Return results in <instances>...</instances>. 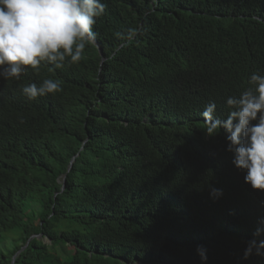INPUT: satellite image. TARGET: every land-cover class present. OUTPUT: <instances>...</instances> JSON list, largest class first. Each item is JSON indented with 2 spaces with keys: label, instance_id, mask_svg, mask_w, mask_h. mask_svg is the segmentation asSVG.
Returning a JSON list of instances; mask_svg holds the SVG:
<instances>
[{
  "label": "trees",
  "instance_id": "1",
  "mask_svg": "<svg viewBox=\"0 0 264 264\" xmlns=\"http://www.w3.org/2000/svg\"><path fill=\"white\" fill-rule=\"evenodd\" d=\"M101 3L103 61L94 44L79 65L0 79V244L20 234L0 264H264L245 258L264 241V192L202 116L215 103L226 119L264 76V0ZM130 28L143 35L124 47ZM44 79L63 91L29 100L22 88Z\"/></svg>",
  "mask_w": 264,
  "mask_h": 264
},
{
  "label": "clouds",
  "instance_id": "2",
  "mask_svg": "<svg viewBox=\"0 0 264 264\" xmlns=\"http://www.w3.org/2000/svg\"><path fill=\"white\" fill-rule=\"evenodd\" d=\"M105 10L101 0H0V79L19 80L24 69L39 74L42 65L54 66L49 72L63 69L65 64L79 65L96 42L94 28ZM141 35L143 31L137 28L116 33L124 47ZM247 84L238 97L227 99L230 111L226 119H214L215 103L205 107L203 130L208 137L225 130L232 163L246 171L245 183L264 192V76L253 73ZM62 91L60 81L54 79H44L39 87L32 83L22 88L29 100ZM211 195L218 198L223 193L213 188ZM253 249L256 255H264V241H249L246 259ZM197 253L207 260L203 246H197Z\"/></svg>",
  "mask_w": 264,
  "mask_h": 264
},
{
  "label": "rangeland",
  "instance_id": "3",
  "mask_svg": "<svg viewBox=\"0 0 264 264\" xmlns=\"http://www.w3.org/2000/svg\"><path fill=\"white\" fill-rule=\"evenodd\" d=\"M36 216V213H31L29 211V213L25 216V218L30 217L31 219H33ZM20 238V234L18 233H12L8 236L7 240H5L3 243L0 244L1 247L5 248V249H10L13 245H15V243H17L19 241ZM44 241L49 242L48 238H44ZM53 252L59 254L60 258L62 260H64L67 256V253L70 252L71 247L68 243H65L63 241H58L54 246L53 249H51Z\"/></svg>",
  "mask_w": 264,
  "mask_h": 264
},
{
  "label": "water",
  "instance_id": "4",
  "mask_svg": "<svg viewBox=\"0 0 264 264\" xmlns=\"http://www.w3.org/2000/svg\"><path fill=\"white\" fill-rule=\"evenodd\" d=\"M95 44H97V42H95ZM98 45V44H97ZM98 49H99V53H100V55L102 56V61L104 60V58H103V52H102V48L98 45ZM72 162H73V159L71 160V162H70V164H69V168L71 167V165H72ZM27 245V244H26ZM25 245V246H26ZM24 248V247H23ZM23 248L21 249V250H23ZM20 250V251H21ZM19 251V252H20ZM19 252H17V254L19 253ZM15 257V256H14ZM14 257H13V260H14ZM12 264V263H11Z\"/></svg>",
  "mask_w": 264,
  "mask_h": 264
}]
</instances>
